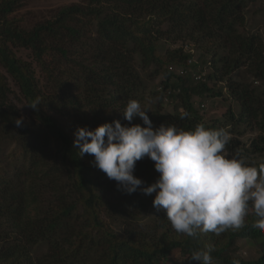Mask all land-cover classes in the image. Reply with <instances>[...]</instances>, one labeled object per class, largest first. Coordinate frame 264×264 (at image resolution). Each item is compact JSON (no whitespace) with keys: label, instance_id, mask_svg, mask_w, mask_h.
Listing matches in <instances>:
<instances>
[{"label":"trees","instance_id":"trees-1","mask_svg":"<svg viewBox=\"0 0 264 264\" xmlns=\"http://www.w3.org/2000/svg\"><path fill=\"white\" fill-rule=\"evenodd\" d=\"M42 1L0 0V264H196L192 252L209 246L213 264H264V232L252 227L251 211L239 230L177 234L153 208L154 194H122L73 148L77 126L127 125L120 112L135 99L153 129L262 130L248 148L231 137L227 151L264 164V41L245 30L258 0H69L39 21L16 17ZM162 44L171 47L163 57ZM241 69L262 88L231 77ZM223 83L239 107L225 113L232 130L203 121L194 104L222 97ZM132 124L144 127L139 117ZM143 168L146 187L159 174L148 158L134 172ZM242 241L253 259L237 255Z\"/></svg>","mask_w":264,"mask_h":264},{"label":"clouds","instance_id":"clouds-1","mask_svg":"<svg viewBox=\"0 0 264 264\" xmlns=\"http://www.w3.org/2000/svg\"><path fill=\"white\" fill-rule=\"evenodd\" d=\"M39 101L29 107L36 109ZM147 111L135 99L120 112L123 120L95 128L77 126L73 148L79 158L90 155V164L107 179L116 182L117 191L132 195L137 191L154 194L152 206L163 212L177 234L195 237L197 233L220 235L245 227L251 211L257 217L252 227L264 232V164L248 166L243 158L230 156V133L208 129L203 124L185 131L161 124L153 129ZM189 113L184 112V119ZM139 117L144 127L132 124ZM23 118L14 121L21 127ZM144 158L153 162L158 177L144 186L134 175L136 163ZM213 248L192 252L196 264H213ZM232 264H240L234 259Z\"/></svg>","mask_w":264,"mask_h":264},{"label":"rangeland","instance_id":"rangeland-1","mask_svg":"<svg viewBox=\"0 0 264 264\" xmlns=\"http://www.w3.org/2000/svg\"><path fill=\"white\" fill-rule=\"evenodd\" d=\"M69 0H45L42 1L40 3H34L33 5H30L22 10H20L17 14L16 17H24L26 19H28L29 17L32 20H42L44 18L49 17L50 12L52 9L66 4L68 3ZM246 31L249 33H257L259 34L263 41H264V0H258L256 3L252 4L247 12H246ZM162 47V50L160 51L159 55H161L163 57V55L165 54L166 49H170L169 46L165 47V44ZM161 46V44H160ZM172 48H175V46H172ZM184 50L185 51H190L193 52L191 50L190 47H188L187 45L184 46ZM0 71L2 72L1 68ZM152 69H149V72H152ZM141 74L143 75L144 73L141 72ZM231 77L239 82H241L243 85H247L250 86L251 88H255L257 90H260L262 88V84L261 82H256L244 69H241L233 74H231ZM161 81V77L158 75V77H155V79L153 80V84L155 85V87L158 85ZM226 83H223L222 86L221 85H217L216 89H221L222 91V97H217V98H208L206 100H203L202 98H195L194 99V104L195 107L197 109H199L200 111V115L203 118V121L207 122V121H211L214 119H220V121L224 124V125H228V121L226 120V114L227 111L229 110V108L231 109V111L233 112V114L236 116L237 114H239V107H237L236 102L229 97V92L227 91V86H225ZM228 97V98H227ZM203 104L204 108H202V110L199 108V106ZM164 110L166 112L170 111L171 108L170 107H166L164 108ZM226 115V116H225ZM228 129L229 126H227ZM234 132H238L241 133L240 135H235L234 133L231 134L230 136L232 137V139H236L238 140L241 145L243 147L248 148L250 146V143L255 140L258 135H263L262 130H252L250 131V129L247 128V130L242 126H236L233 125ZM230 156H233L232 154L229 153ZM137 172V173H136ZM136 172H134V174H136L135 176L137 178H140L141 180H143L141 178L142 174H146L147 171H145V169H140V170H136ZM138 175V176H137ZM114 195V197L116 196V194H111ZM144 219H147L149 217V214H145L143 215ZM111 228L113 230V232L118 233L120 236L122 235V227L121 226H117V225H111ZM44 248H41L38 253L43 252ZM237 255H240L244 258H250L253 259L255 256V248L250 244L249 241H242L239 242V251L237 253ZM171 259H175L176 261H179V254L178 253H174L171 255Z\"/></svg>","mask_w":264,"mask_h":264}]
</instances>
